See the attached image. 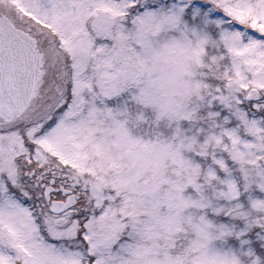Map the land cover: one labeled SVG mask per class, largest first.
I'll return each instance as SVG.
<instances>
[{"label": "rangeland", "instance_id": "1", "mask_svg": "<svg viewBox=\"0 0 264 264\" xmlns=\"http://www.w3.org/2000/svg\"><path fill=\"white\" fill-rule=\"evenodd\" d=\"M134 1L99 2L114 26ZM139 4L125 29L95 42L76 27L56 37L69 49H46L76 53L79 72L94 61L98 73L145 80L122 101L96 96L82 108L89 190L58 244L24 243L29 218L18 210L23 264H264V0Z\"/></svg>", "mask_w": 264, "mask_h": 264}, {"label": "flooded vegetation", "instance_id": "2", "mask_svg": "<svg viewBox=\"0 0 264 264\" xmlns=\"http://www.w3.org/2000/svg\"><path fill=\"white\" fill-rule=\"evenodd\" d=\"M99 1L102 0H0V15L35 39L42 60L30 101L11 116L0 111V264L24 263L26 250L22 244L17 246L11 235V219L18 217V210L23 209L29 218V224H24L28 232L24 243L34 234L39 245L47 239L60 243L64 224L89 190L85 181H91L78 161L80 116L86 113L83 109L92 106L96 96L122 101L130 92L128 88L144 84V78L134 80L124 69L111 74L113 77L98 73L94 61H87L77 71L80 57L66 50L70 48L65 46L66 41L56 39L79 27L80 32L88 30L97 42L96 32L110 33L122 22L125 29L127 13L143 8L140 0L124 6L115 15L113 26L105 18L106 7ZM113 1H121L123 6L126 0ZM152 6L158 7V0H152ZM48 32L55 34L56 40H51ZM109 40L112 42L111 36ZM50 45L66 49L55 58L46 50ZM67 201L72 203L63 209ZM250 235L254 236V232Z\"/></svg>", "mask_w": 264, "mask_h": 264}, {"label": "water", "instance_id": "3", "mask_svg": "<svg viewBox=\"0 0 264 264\" xmlns=\"http://www.w3.org/2000/svg\"><path fill=\"white\" fill-rule=\"evenodd\" d=\"M41 54L35 39L15 28L0 15V111L11 116L20 111L33 97L41 73ZM247 99L256 100L259 91L251 88ZM66 202L62 208H68ZM53 211H58L52 207ZM70 210L68 209L67 212ZM65 212V213H67Z\"/></svg>", "mask_w": 264, "mask_h": 264}, {"label": "trees", "instance_id": "4", "mask_svg": "<svg viewBox=\"0 0 264 264\" xmlns=\"http://www.w3.org/2000/svg\"><path fill=\"white\" fill-rule=\"evenodd\" d=\"M81 223H82V222H81ZM80 236L83 237V236H82V230H80ZM84 248H85V247H84Z\"/></svg>", "mask_w": 264, "mask_h": 264}]
</instances>
